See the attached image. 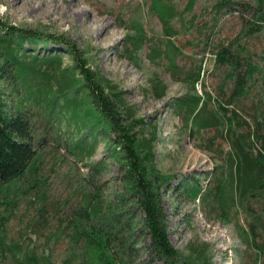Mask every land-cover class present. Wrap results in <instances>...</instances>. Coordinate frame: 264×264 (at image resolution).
<instances>
[{"label": "rangeland", "instance_id": "rangeland-1", "mask_svg": "<svg viewBox=\"0 0 264 264\" xmlns=\"http://www.w3.org/2000/svg\"><path fill=\"white\" fill-rule=\"evenodd\" d=\"M216 1L193 0L191 8L185 9L188 0H163L176 11L169 19L175 30L171 38L163 32L157 14L149 11L150 0H0V20L33 33L35 41L28 37L20 48L36 58L35 62L30 60L36 69H51L46 58L49 55L60 58V72L71 69L74 60L61 40L74 46L92 70L124 92V99L133 105L136 118L155 128L153 162L167 176L160 192L166 231L171 245L186 260L181 264H255L252 248L239 239L235 227L236 221L240 225L245 221L244 213L238 211L229 220H221L217 210L207 211L199 199L214 184L215 176L225 177L227 168L223 161L229 149L227 143L214 127L195 131L177 111V99L188 95L203 97L204 92L211 96L208 109L216 106L217 100L225 104L233 83L223 80L226 66H216L215 53L219 45L228 42H233L243 60L248 59L255 67L245 95L228 107L234 106L250 124L253 114L264 109V25L260 31L247 35L245 23L250 12H243L238 4L218 11L214 8ZM136 22L142 28L144 40L129 55L125 48L131 49L129 38L135 34L132 25ZM47 37L53 40L45 42ZM173 46L177 49H172ZM153 51L159 55L151 60L149 53ZM171 59L174 69L168 67ZM197 69L199 73L195 75ZM10 77L0 83L4 109L11 112L20 106L31 115L29 128L35 138L43 139H38L39 183L32 184L29 176L8 194L0 193L3 230L7 239L20 242L22 249L34 244L37 253H50L53 261H59L66 254V233L57 239L46 238L69 216L90 166L107 158L105 170L96 176L103 182L102 197L108 199L120 192L114 179L119 166L107 157L111 145L107 146L103 132L98 129L91 156L80 158L70 152L68 144L83 137L87 130L77 132L74 120L67 119L68 111L59 108L62 102L59 95L58 103L51 108L50 93L56 88L54 78L40 80L43 92L37 96L27 95L23 87L27 85L15 76ZM152 79L164 86L161 97L152 93ZM30 83L29 90L35 89L34 81ZM238 129L245 131L249 126L243 124ZM190 187L197 188L199 193L190 196ZM10 199L12 204L8 203ZM259 202L254 205L260 206ZM125 203L129 215L139 220L140 211L133 210L130 202ZM203 245L204 255L199 256L197 250ZM136 256L143 259L141 253Z\"/></svg>", "mask_w": 264, "mask_h": 264}, {"label": "trees", "instance_id": "trees-1", "mask_svg": "<svg viewBox=\"0 0 264 264\" xmlns=\"http://www.w3.org/2000/svg\"><path fill=\"white\" fill-rule=\"evenodd\" d=\"M192 1L188 0L185 9L191 8ZM233 4H238L243 12H250V18L245 23L247 35L261 30L264 25V0H253L252 3L217 0L214 8L218 11L229 9ZM148 9L157 14L163 32L169 38L173 37L175 30L169 24V19L176 13L174 8L164 4L163 0H150ZM132 27L135 34L129 38L131 49L125 48L129 55L144 40L140 24L136 22ZM28 37L35 41L31 31L0 20V83L10 80V75L15 76L27 85L23 86L28 91L27 95L38 96L43 92L40 82L54 78L56 88L50 93L51 108L58 103L59 95L62 98L59 108L68 111L67 119L74 120L77 132L87 130L83 137L68 144L69 150H72L70 152L80 158L91 156L95 150L97 129L103 132L105 143L108 147L111 145L107 157L110 156L119 166L114 179L119 183L120 192L111 199L102 197L103 182L96 174L105 170L106 157L90 164L84 177L85 182L80 184L78 190L80 197L69 216L60 221L58 228L46 238L57 239L60 234L66 233L68 246L66 254L59 261H53L50 253H37L34 244L22 249L20 242L8 240L3 230L5 220L0 211V264L186 262L171 245L166 231L160 192L167 176L154 166L153 147L157 140L155 128L147 127L141 119L136 118L133 105L124 99V92L92 70L87 60L66 41L61 40L74 60L71 69H62L60 72V58L52 55L45 56L47 63L51 64L50 70L36 69L30 61L36 58L20 48L21 42ZM50 39L53 40L45 38V42ZM172 49L177 48L173 46ZM236 50L234 43L228 42L219 45L215 53L216 66H226L223 80L229 79L233 83L225 104L217 100L216 106L208 109L211 96L204 92L203 97L188 95L177 99V111L182 115L184 123L189 122L195 131L214 127L227 143L229 149L223 161L227 168L225 177L222 174L215 176L214 184L199 195V199L205 203L203 206L207 207V211L217 210L221 220H229L238 211L243 212L245 221L241 225L235 222L237 236L252 248L253 262L264 264V109L253 114V122L250 124L238 114L234 106L228 107L245 95L247 82L255 68L248 59L243 60ZM157 55L159 52L153 51L149 53V58L153 60ZM168 67H176L173 59ZM198 73L199 69L195 75ZM194 77L192 85L197 79V76ZM32 81L35 89L29 90ZM150 85L155 97L163 95L164 86L157 80L152 79ZM46 86L49 89L51 87L49 83ZM30 118L31 115L21 110L20 106L7 112L0 89V193L4 195L29 176L32 184L36 185L40 181L37 173L38 139L42 136L35 138L29 128ZM243 124L249 126L248 130L252 129L251 138L248 130L238 129ZM188 192L194 196L198 190L190 187ZM256 201H260L261 205L255 206ZM125 202H130L133 210L140 211L142 215L139 220L129 215ZM8 203L12 204V200H8ZM39 210H44L42 205ZM197 251L199 256L204 255L205 246ZM139 253L143 256L141 260H138L139 256L136 258Z\"/></svg>", "mask_w": 264, "mask_h": 264}]
</instances>
